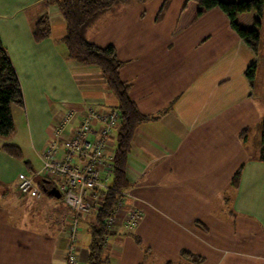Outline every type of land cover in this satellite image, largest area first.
Returning <instances> with one entry per match:
<instances>
[{
  "label": "crops",
  "instance_id": "0c3cea01",
  "mask_svg": "<svg viewBox=\"0 0 264 264\" xmlns=\"http://www.w3.org/2000/svg\"><path fill=\"white\" fill-rule=\"evenodd\" d=\"M150 1L122 4V48L120 43L101 42L105 33L99 21L112 9L89 31L91 43L116 47L123 63L120 76L130 85L131 99L142 114L152 117L137 127L127 167L135 197L130 202L143 212L144 221L132 237L120 222L106 255L110 264L117 256L115 264H148L154 249L150 244L163 241L165 249H174L190 264H206L209 256L198 252L217 262L264 264V162L259 159L264 54L244 43L220 8L195 17L183 11L186 4L179 0H164L149 12L143 8ZM42 17L51 36L36 42L33 26ZM252 19L246 14L238 21L246 27ZM56 28L58 35L53 33ZM65 33L62 13L48 0H0L2 47L22 86L21 108L31 141L40 149L52 140L53 127L66 110L118 104L96 66L68 57L62 43ZM253 64L258 66L254 86L246 76ZM253 129L258 141L254 150L249 147ZM19 161L0 151V264H65L67 237L51 219L61 213L60 204H52L50 214L32 227L10 220L13 214L5 198L13 187L19 203L25 198L18 191L19 178L5 176L4 163ZM25 166L18 167L19 174H29ZM238 171L241 180L234 189ZM218 204L219 209L228 208L231 222L219 219ZM125 249L130 259L123 261ZM184 251L198 260L185 258ZM77 254L78 264H89L88 246L79 243Z\"/></svg>",
  "mask_w": 264,
  "mask_h": 264
},
{
  "label": "trees",
  "instance_id": "16d2710c",
  "mask_svg": "<svg viewBox=\"0 0 264 264\" xmlns=\"http://www.w3.org/2000/svg\"><path fill=\"white\" fill-rule=\"evenodd\" d=\"M55 4L62 13L66 33L62 43L66 46L68 57L77 62L96 66L105 76L109 88L118 102L117 109L121 114L120 123L116 129L117 148L113 159V170L109 188L102 192L101 205L92 217L80 216L78 219L80 231L82 224L86 225L90 237L88 244L89 264H110V258L105 253L108 244L106 238L116 235V227L109 230L107 221L114 213L120 199V193L130 188L127 180V167L131 155V146L134 133L142 122L149 121L152 117L140 112L136 103L130 97V85L120 76L122 61L118 57L117 49L113 45L99 47L89 40V31L95 22L112 8L122 5L130 0H48ZM144 2L145 0H139ZM193 5L187 8L188 3ZM220 8L229 18L231 26L238 36L256 53L261 45V28L264 16V0H188L183 11L195 17L202 16L211 9ZM252 14L253 19L246 27L239 23L241 15ZM51 36L46 17L39 19L33 26V37L36 42H42ZM258 66L253 64L246 72L250 84H256ZM15 104L24 106V95L20 80L10 57L2 47L0 39V136L8 137L15 132V124L11 106ZM167 111V110H166ZM165 111L163 112V114ZM259 159L264 162V118L260 139ZM0 151L8 156L21 160L22 151L16 145H3ZM48 180V179H44ZM241 180V171H238L232 181V187L237 189ZM50 181V180H48ZM44 183L41 181V188ZM49 186H55L48 184ZM65 212V211H64ZM64 212L63 215L64 216ZM124 212V211H123ZM58 215V214H56ZM140 224V223H139ZM56 226L66 235L63 225ZM138 227V226H137ZM136 227V228H137ZM133 230L125 229L127 235H133ZM109 243V241H108ZM185 258L198 260L189 251H184Z\"/></svg>",
  "mask_w": 264,
  "mask_h": 264
},
{
  "label": "built area",
  "instance_id": "2783aa9c",
  "mask_svg": "<svg viewBox=\"0 0 264 264\" xmlns=\"http://www.w3.org/2000/svg\"><path fill=\"white\" fill-rule=\"evenodd\" d=\"M120 120L117 106L103 109L97 105H86L66 110L53 127L52 140L39 152L42 169L32 176L26 173L18 176L19 193L35 200L43 197V190L34 180L56 179L55 186L67 211L64 216L60 213L51 219L66 229L65 264H78V219L91 213L94 206L99 208L102 192L109 188L115 153L111 138ZM134 198L131 189L120 193L114 213L107 221L109 230L120 222L127 230L139 225L143 214L130 202ZM108 241L106 238L105 243Z\"/></svg>",
  "mask_w": 264,
  "mask_h": 264
},
{
  "label": "rangeland",
  "instance_id": "374dc122",
  "mask_svg": "<svg viewBox=\"0 0 264 264\" xmlns=\"http://www.w3.org/2000/svg\"><path fill=\"white\" fill-rule=\"evenodd\" d=\"M162 1L164 0H152L150 2H153L150 6L143 8L145 10H148L149 12H151L153 9H155L158 4H160ZM182 2V4H186L187 0H179ZM181 4V5H182ZM181 5L178 7L177 10H179V8L181 7ZM142 9V10H143ZM109 24H115L114 26H111L110 29L106 30L104 28H107L109 26ZM99 29H102V32L105 33L104 38L101 39V42H116L117 44H119L122 40V5L116 6L114 8H112V10L110 12H108L104 17H102L99 21ZM54 35H58L60 34V30L59 28H56L54 30ZM109 40V41H108ZM102 43V44H103ZM105 46H107L105 44ZM120 48H122V43H120ZM259 52H261V55L264 54V26L262 27V31H261V45H260V49ZM264 63V61H263ZM262 64V63H261ZM260 74V79L262 80L263 77V72L262 70H260L259 72ZM97 105V104H96ZM98 106V105H97ZM107 107L108 105H102ZM102 106H98L100 108L103 109H108V108H104ZM12 109V115H13V119H14V124H15V132L13 135H10L8 137L5 136H0V147H2L3 145H16L19 146L21 151H22V157L21 160L19 161L20 164H10V163H4V173L5 176L14 180V178L18 177V174L20 172L18 167H24L25 166V162L28 161L29 165H26V170L29 174H33L35 175L37 172H39L42 169V161L39 157V152H40V148L36 145L33 144L30 138V131H29V127H28V120H27V116L26 114L22 111L23 109L21 107H19L18 105L13 104L11 106ZM261 131H262V124L260 127ZM115 135L111 138V146H112V150L115 151V149L117 148L118 142H117V136H116V129L114 130ZM257 139L255 136V129L252 130V136L249 137V147L254 150V146L257 143ZM17 163V162H15ZM41 179H35L34 182L37 186H39L41 188ZM57 181L55 178H51V185H56ZM193 195V194H190ZM137 196V195H136ZM21 198H25L23 199L20 203H19V198L18 196L15 195V187H13L12 192L10 193V196L8 198H5L4 203H5V207H7L10 210V213L12 211V218L10 219L12 222H15L19 225L21 224V226H23V224L26 225H33V223L35 221L41 220L42 218L45 217V214H50L51 212V205L58 203L60 204V206H62L61 208V213H63L64 211H67V207L64 204V200L63 198L61 199H55L53 197H49L46 195V193L43 192V198L42 200H35V199H30L28 197H21ZM138 201H139V197L137 196ZM24 203V205H22L21 203ZM218 209H217V215L219 216V219L221 218L223 220V222L225 220H229V222H231L232 220L230 219L231 217L228 214V208L223 205V207L221 206V209H219V204L217 205ZM97 212V209H93L91 211V213L89 214H85L82 215V217L86 218L87 215H89V217H92L93 215H95V213ZM143 214V212H142ZM19 215V218L16 216ZM86 216V217H85ZM144 214L142 216V220L140 222V224H142V222L144 221ZM15 219V221H14ZM48 221L49 218H48ZM30 223V224H29ZM51 223V222H50ZM39 224V223H37ZM139 224V225H140ZM83 225V224H82ZM32 227V226H31ZM87 228L86 225L82 226V229L80 231V242L81 246H88L89 241H90V237L89 234L87 232ZM138 229L136 228L135 231L132 232V234H134L135 232H137ZM114 236V235H113ZM127 237H132V236H127ZM114 237H110V239L112 240ZM124 238V236H123ZM111 242V241H110ZM173 242V241H172ZM174 243H177L174 242ZM187 244H189L188 246L191 247V241L187 242ZM225 243H221V246H224ZM150 246H152L154 249L150 250V254L148 257V264H166L168 261H172L174 263L171 264H190L188 261H186L185 259H182L180 256V253L178 252H174L175 250L167 248L165 249L164 243L163 241L158 242L157 244H150ZM130 248V247H129ZM128 249V248H126ZM125 249V250H126ZM132 251V248H130ZM197 252L196 250H192ZM107 252H109L108 254H110V251L108 249H105V253L107 254ZM200 254H204L207 257V262H205L206 264H236L238 263L235 260H219L218 262L215 260V258L210 255V254H206L204 252H198ZM128 255V250H126L124 252V258L122 257L123 261L125 259H130L127 258ZM133 255V253H132ZM131 255V256H132ZM118 256L115 257L113 264L116 263V261L118 260ZM122 264H124V262H122Z\"/></svg>",
  "mask_w": 264,
  "mask_h": 264
},
{
  "label": "water",
  "instance_id": "95a60500",
  "mask_svg": "<svg viewBox=\"0 0 264 264\" xmlns=\"http://www.w3.org/2000/svg\"><path fill=\"white\" fill-rule=\"evenodd\" d=\"M42 182L44 183L42 185V190L46 195L55 199H61L62 195L56 186H49L48 184H50V181L48 180H43Z\"/></svg>",
  "mask_w": 264,
  "mask_h": 264
}]
</instances>
